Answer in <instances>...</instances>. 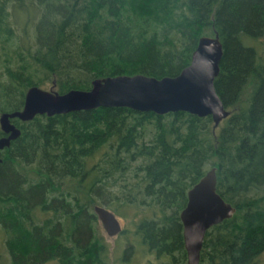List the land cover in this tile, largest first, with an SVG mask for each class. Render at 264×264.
Wrapping results in <instances>:
<instances>
[{
  "label": "trees",
  "instance_id": "1",
  "mask_svg": "<svg viewBox=\"0 0 264 264\" xmlns=\"http://www.w3.org/2000/svg\"><path fill=\"white\" fill-rule=\"evenodd\" d=\"M216 32L231 111L216 128L212 115L129 106L12 118L22 132L0 150V264H113L100 203L134 210L119 233L155 256L147 264H187L180 211L213 166L237 209L207 230L200 264H264V0H0V112L22 108L32 85L177 75Z\"/></svg>",
  "mask_w": 264,
  "mask_h": 264
},
{
  "label": "water",
  "instance_id": "2",
  "mask_svg": "<svg viewBox=\"0 0 264 264\" xmlns=\"http://www.w3.org/2000/svg\"><path fill=\"white\" fill-rule=\"evenodd\" d=\"M223 53V43L216 32L199 38L190 64L177 75L157 77L137 73L98 77L93 79L89 89L72 88L66 92H59L54 84L49 88L32 85L22 108L0 112V126L6 133L0 136V150L22 132L12 121L14 117L30 120L37 114L54 115L98 106H129L160 114L185 110L201 116L212 115L216 128L231 112L215 86ZM2 161L0 156V163ZM236 209L217 189L216 166L188 189L187 202L180 211L187 264H200L207 230L233 216ZM94 211L109 235L122 231V222L113 210L95 204Z\"/></svg>",
  "mask_w": 264,
  "mask_h": 264
},
{
  "label": "rangeland",
  "instance_id": "3",
  "mask_svg": "<svg viewBox=\"0 0 264 264\" xmlns=\"http://www.w3.org/2000/svg\"><path fill=\"white\" fill-rule=\"evenodd\" d=\"M100 204L106 205L104 203H100ZM107 207L113 210L109 206ZM126 211H127L126 213H122V212L120 213L118 210L114 212L121 220L123 228L129 229V232L131 234L132 231L134 230V225L132 224V222H134L132 218L134 210H126ZM99 227L101 229L102 234L105 236V239L110 243V249H111L110 256H111V262H113V264H147V261L150 262L151 259H153V261L156 259L154 255L148 252V250L147 251L144 249L140 250L141 247L139 248L138 245L134 246V243H137V241L134 240L133 238L134 236L132 237L129 235V232L109 235L107 231L104 229L101 222H99ZM130 246L133 247L132 250L128 249ZM127 249L128 252L126 254L125 250ZM0 253L8 255L1 234H0ZM44 264H59V263L57 261H48Z\"/></svg>",
  "mask_w": 264,
  "mask_h": 264
}]
</instances>
